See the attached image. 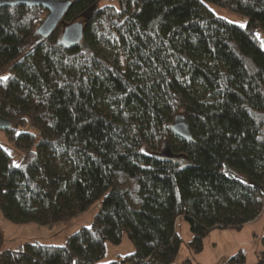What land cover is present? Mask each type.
<instances>
[{
	"label": "trees",
	"instance_id": "trees-1",
	"mask_svg": "<svg viewBox=\"0 0 264 264\" xmlns=\"http://www.w3.org/2000/svg\"><path fill=\"white\" fill-rule=\"evenodd\" d=\"M97 2L72 0L47 37L45 8L0 7V114L11 123V146L0 143L3 215L49 225L102 197L65 244L26 242L0 264H96L123 232L134 251L111 264H173L180 217L201 250L210 229L264 211V0ZM76 21L82 39L65 44ZM178 114L191 141L169 127ZM165 140L182 158L159 156ZM222 263L245 264V254Z\"/></svg>",
	"mask_w": 264,
	"mask_h": 264
},
{
	"label": "rangeland",
	"instance_id": "rangeland-1",
	"mask_svg": "<svg viewBox=\"0 0 264 264\" xmlns=\"http://www.w3.org/2000/svg\"><path fill=\"white\" fill-rule=\"evenodd\" d=\"M98 6H118V0H98ZM208 7L216 15L240 24L246 25L247 17L227 7L213 2H207ZM264 49V29L256 32ZM0 143L11 146L6 131L0 129ZM18 160V152L14 156ZM102 197L97 198L84 211L64 220L41 225L35 222L16 223L6 218L0 208V253L5 250H16L26 242L49 245H63L69 235L82 226L91 225L94 215L100 210ZM175 231L181 238L179 253L173 264H221L233 252L242 249L245 254V264H258L264 251L262 236L264 235V211L254 220L240 227H215L210 229L202 242V249L197 250L190 244L193 233L188 220L180 217L175 224ZM134 251V244L126 232H123L119 243H106L105 255L96 264H111L122 260Z\"/></svg>",
	"mask_w": 264,
	"mask_h": 264
},
{
	"label": "water",
	"instance_id": "water-1",
	"mask_svg": "<svg viewBox=\"0 0 264 264\" xmlns=\"http://www.w3.org/2000/svg\"><path fill=\"white\" fill-rule=\"evenodd\" d=\"M71 1L72 0H0V7L27 5L36 7L41 6L45 8L47 13L38 27V33L41 37H47L62 20ZM83 28L84 25L80 21L66 25L62 34V41L68 45L78 44L82 39ZM10 126V121L0 114V129L6 130ZM169 127L177 136L187 141H191L193 139L188 123L183 114L176 115ZM159 156L171 161H177L178 157L182 158L181 154H176L172 151L168 140H165L163 143ZM178 162L182 163L183 166L189 165L183 163L182 160H179Z\"/></svg>",
	"mask_w": 264,
	"mask_h": 264
},
{
	"label": "snow or ice",
	"instance_id": "snow-or-ice-1",
	"mask_svg": "<svg viewBox=\"0 0 264 264\" xmlns=\"http://www.w3.org/2000/svg\"><path fill=\"white\" fill-rule=\"evenodd\" d=\"M7 77H0V80H6Z\"/></svg>",
	"mask_w": 264,
	"mask_h": 264
},
{
	"label": "built area",
	"instance_id": "built-area-1",
	"mask_svg": "<svg viewBox=\"0 0 264 264\" xmlns=\"http://www.w3.org/2000/svg\"><path fill=\"white\" fill-rule=\"evenodd\" d=\"M221 264H223V263H221Z\"/></svg>",
	"mask_w": 264,
	"mask_h": 264
}]
</instances>
